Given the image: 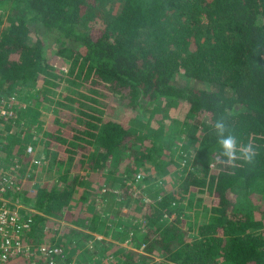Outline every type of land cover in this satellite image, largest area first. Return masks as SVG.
Returning <instances> with one entry per match:
<instances>
[{"label":"trees","instance_id":"obj_1","mask_svg":"<svg viewBox=\"0 0 264 264\" xmlns=\"http://www.w3.org/2000/svg\"><path fill=\"white\" fill-rule=\"evenodd\" d=\"M10 176L56 264H264V0H0Z\"/></svg>","mask_w":264,"mask_h":264},{"label":"built area","instance_id":"obj_2","mask_svg":"<svg viewBox=\"0 0 264 264\" xmlns=\"http://www.w3.org/2000/svg\"><path fill=\"white\" fill-rule=\"evenodd\" d=\"M8 189L18 191V186L11 176L3 177L0 181V261L4 263L9 255L17 253L33 256V248L42 256V259L33 264H56L57 261H62L63 255L57 248H52L45 243L34 247L33 244L22 243V235L27 234L33 224L30 220H21L23 217L19 210L23 207L7 197L5 192Z\"/></svg>","mask_w":264,"mask_h":264},{"label":"clouds","instance_id":"obj_3","mask_svg":"<svg viewBox=\"0 0 264 264\" xmlns=\"http://www.w3.org/2000/svg\"><path fill=\"white\" fill-rule=\"evenodd\" d=\"M217 135L220 137L218 143L223 149L222 155L229 158V162L236 159V138L234 135L229 134L227 137L224 133L227 131L225 123L223 120H219L214 125ZM255 151L251 145L244 147L243 149V159L247 163H251L253 157L255 156Z\"/></svg>","mask_w":264,"mask_h":264},{"label":"rangeland","instance_id":"obj_4","mask_svg":"<svg viewBox=\"0 0 264 264\" xmlns=\"http://www.w3.org/2000/svg\"><path fill=\"white\" fill-rule=\"evenodd\" d=\"M51 57H53V55H51ZM55 65H56L57 68H59L61 70H66L67 69V63L65 61H59ZM146 112L149 113V110H147ZM157 118L158 119L161 118L162 124L165 125V124H167V123L170 122L171 115L169 113L167 114L165 111H161V115H158ZM35 186L36 185L34 184V187ZM30 187L33 188V184ZM64 226H65V223L64 222H61V225H60L59 229L56 230V233H60L61 234V231H62V229H63ZM30 238L33 239V235H31ZM123 245L126 246L127 245V242L124 243Z\"/></svg>","mask_w":264,"mask_h":264}]
</instances>
